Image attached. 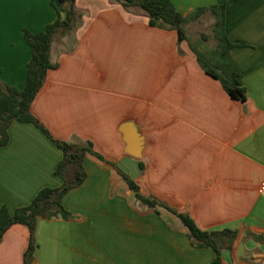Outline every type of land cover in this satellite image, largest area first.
Wrapping results in <instances>:
<instances>
[{"label": "crops", "instance_id": "0c3cea01", "mask_svg": "<svg viewBox=\"0 0 264 264\" xmlns=\"http://www.w3.org/2000/svg\"><path fill=\"white\" fill-rule=\"evenodd\" d=\"M51 1L0 0V91L24 87L23 29L38 33L53 23ZM124 1H74L77 25L53 42L58 67L30 106L52 137L89 141L104 160L85 155L86 179L62 201L67 220L38 221L33 264L212 263L213 250L192 247L176 216L136 200L120 169L130 158L125 132L141 138L133 158L141 194L187 213L202 230H235L222 264H264V0H170L183 15L225 4L245 103L204 73L176 31L150 27ZM8 136L0 147V208L13 213L40 189L62 185L54 175L62 154L33 124L14 121ZM28 235L19 224L6 231L0 264H23Z\"/></svg>", "mask_w": 264, "mask_h": 264}, {"label": "trees", "instance_id": "16d2710c", "mask_svg": "<svg viewBox=\"0 0 264 264\" xmlns=\"http://www.w3.org/2000/svg\"><path fill=\"white\" fill-rule=\"evenodd\" d=\"M56 1H51L57 13V18L53 23L48 24L43 31L38 33L23 29L24 40L30 48L24 87L22 90L6 87L4 91H0V147L7 145L8 128L14 121H18L36 126L62 154L54 170V175L62 180L60 187L40 189L28 205L15 209L13 213H10L6 206L0 208V238L14 224L22 225L28 230L23 264H33L36 250L34 234L38 221L40 219L51 220L56 217L67 220L70 217L62 201L70 190L79 187L85 181L86 172L83 166L85 155L90 154L104 161L102 156L94 151L89 141L74 144L52 137L30 111L33 100L45 82L47 72L58 67L57 63L50 60L53 42L69 34L77 25L75 0H59V6H56ZM122 5L124 7L134 6L143 11L148 17L150 27L176 31L178 42L187 39L184 29L187 23L210 14L213 17L211 32L215 46L205 53L191 46L190 48L200 68L206 75L220 83L231 100L246 102V89L243 86L242 75L230 55L234 44L225 33V4L200 7L187 15L178 12L170 0H125ZM140 168H142L141 165ZM122 176L141 205L152 208L156 214L160 213L159 208H163L176 216L187 230L190 245L194 248H211L215 254L211 264H222L221 252L232 249L237 235L235 230H202L187 213L177 212L165 203L141 194L134 180L125 174Z\"/></svg>", "mask_w": 264, "mask_h": 264}, {"label": "rangeland", "instance_id": "374dc122", "mask_svg": "<svg viewBox=\"0 0 264 264\" xmlns=\"http://www.w3.org/2000/svg\"><path fill=\"white\" fill-rule=\"evenodd\" d=\"M212 24L213 17L210 14H206L197 21H192L185 25L186 41L190 44H188L190 50L193 47L205 53L215 46V40L211 32Z\"/></svg>", "mask_w": 264, "mask_h": 264}, {"label": "water", "instance_id": "95a60500", "mask_svg": "<svg viewBox=\"0 0 264 264\" xmlns=\"http://www.w3.org/2000/svg\"><path fill=\"white\" fill-rule=\"evenodd\" d=\"M60 1H56V6H59ZM126 134V143H127V149L126 153L130 156V158H127L122 161V166H120V169L128 173L130 179H134L138 173V164L136 161L133 160V158H139L140 157V146H141V138L137 133H131V132H125ZM243 252V243H240L238 253Z\"/></svg>", "mask_w": 264, "mask_h": 264}, {"label": "built area", "instance_id": "2783aa9c", "mask_svg": "<svg viewBox=\"0 0 264 264\" xmlns=\"http://www.w3.org/2000/svg\"><path fill=\"white\" fill-rule=\"evenodd\" d=\"M261 189H264V185L261 186Z\"/></svg>", "mask_w": 264, "mask_h": 264}]
</instances>
